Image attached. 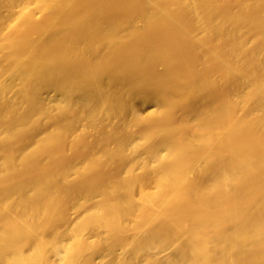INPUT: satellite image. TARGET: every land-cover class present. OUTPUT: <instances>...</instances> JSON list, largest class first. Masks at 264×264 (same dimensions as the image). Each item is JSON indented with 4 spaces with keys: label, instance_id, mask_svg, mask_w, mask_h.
I'll use <instances>...</instances> for the list:
<instances>
[{
    "label": "bare ground",
    "instance_id": "6f19581e",
    "mask_svg": "<svg viewBox=\"0 0 264 264\" xmlns=\"http://www.w3.org/2000/svg\"><path fill=\"white\" fill-rule=\"evenodd\" d=\"M0 264H264V0H0Z\"/></svg>",
    "mask_w": 264,
    "mask_h": 264
},
{
    "label": "rangeland",
    "instance_id": "374dc122",
    "mask_svg": "<svg viewBox=\"0 0 264 264\" xmlns=\"http://www.w3.org/2000/svg\"><path fill=\"white\" fill-rule=\"evenodd\" d=\"M140 108H141L140 110L142 111V113H144L145 111L149 110V107H147V106H141Z\"/></svg>",
    "mask_w": 264,
    "mask_h": 264
}]
</instances>
